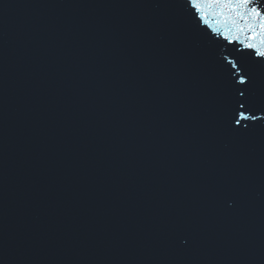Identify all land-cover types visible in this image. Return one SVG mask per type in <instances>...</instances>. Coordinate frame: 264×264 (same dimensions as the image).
<instances>
[{
    "label": "water",
    "instance_id": "95a60500",
    "mask_svg": "<svg viewBox=\"0 0 264 264\" xmlns=\"http://www.w3.org/2000/svg\"><path fill=\"white\" fill-rule=\"evenodd\" d=\"M248 43L251 8L0 0V264H264Z\"/></svg>",
    "mask_w": 264,
    "mask_h": 264
},
{
    "label": "snow or ice",
    "instance_id": "6c2138e0",
    "mask_svg": "<svg viewBox=\"0 0 264 264\" xmlns=\"http://www.w3.org/2000/svg\"><path fill=\"white\" fill-rule=\"evenodd\" d=\"M192 6L201 14L205 13L206 7L227 9L230 12L235 11L237 14L240 13L241 9L248 10L251 8V16L258 21L260 43L259 46L255 43H248L246 47L249 49H255L256 54L259 57L264 58V11L258 10L256 7H251L250 0H207L206 4L200 3L198 0H192ZM201 18L203 19L204 16L202 15ZM251 39H256L255 33ZM229 63L232 65V68L237 70V72L240 71L238 65L234 61H229ZM250 81L251 77L247 73L240 75L238 78V83L240 85H248ZM246 91V89L238 90L239 97H243L244 99L237 100V108L233 114V123L244 129L249 127L250 124L248 122L264 120V115L257 116V114H253L257 111L264 113V109L258 110L251 95L246 94ZM241 109H243V111H241ZM245 113H247V115H245Z\"/></svg>",
    "mask_w": 264,
    "mask_h": 264
}]
</instances>
